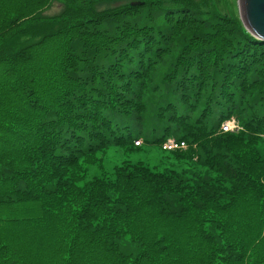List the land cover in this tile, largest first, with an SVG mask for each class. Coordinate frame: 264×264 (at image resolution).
Listing matches in <instances>:
<instances>
[{
    "label": "trees",
    "instance_id": "1",
    "mask_svg": "<svg viewBox=\"0 0 264 264\" xmlns=\"http://www.w3.org/2000/svg\"><path fill=\"white\" fill-rule=\"evenodd\" d=\"M222 1L0 0V264H264V42ZM142 144L175 167L87 179Z\"/></svg>",
    "mask_w": 264,
    "mask_h": 264
},
{
    "label": "rangeland",
    "instance_id": "2",
    "mask_svg": "<svg viewBox=\"0 0 264 264\" xmlns=\"http://www.w3.org/2000/svg\"><path fill=\"white\" fill-rule=\"evenodd\" d=\"M228 1L230 2V5L228 4L225 9L221 10V12H224L225 10L229 16L235 18L238 16L237 2L236 0H228ZM218 2L223 3L222 0H218ZM110 3H113L114 5L118 6V3H116L115 1ZM135 3L142 4V2H135V0H131L130 5ZM110 5L112 4H109V6ZM219 6L220 8L223 7L222 5ZM59 11H60V6L55 4L51 8V10L48 11V14L55 15ZM237 129L238 127L229 132L236 131ZM137 143L139 142H136L135 145H138ZM168 154L169 153L162 152L161 149L156 145L142 144L140 147L134 148L132 151H128V152H125L117 147H112L107 151L105 155L102 168L90 167L88 169L87 179L101 177L103 174L110 175L113 173V169L115 167L119 166L121 163L124 162L130 164L140 163L145 166H148L149 168H155L159 171H162L168 167H172V166L175 167L174 161L165 160V157Z\"/></svg>",
    "mask_w": 264,
    "mask_h": 264
},
{
    "label": "water",
    "instance_id": "3",
    "mask_svg": "<svg viewBox=\"0 0 264 264\" xmlns=\"http://www.w3.org/2000/svg\"><path fill=\"white\" fill-rule=\"evenodd\" d=\"M239 20L257 40L264 42V0H236ZM135 3L131 6H139Z\"/></svg>",
    "mask_w": 264,
    "mask_h": 264
},
{
    "label": "built area",
    "instance_id": "4",
    "mask_svg": "<svg viewBox=\"0 0 264 264\" xmlns=\"http://www.w3.org/2000/svg\"><path fill=\"white\" fill-rule=\"evenodd\" d=\"M224 129H236L235 125L233 122H231L230 124H227L223 127ZM184 148V144H177L174 141H168L167 143H165L163 145V149L167 150V151H172V150H178V149H183Z\"/></svg>",
    "mask_w": 264,
    "mask_h": 264
},
{
    "label": "bare ground",
    "instance_id": "5",
    "mask_svg": "<svg viewBox=\"0 0 264 264\" xmlns=\"http://www.w3.org/2000/svg\"><path fill=\"white\" fill-rule=\"evenodd\" d=\"M235 129V128H234ZM234 129H232V130H234ZM222 130H223V132H226V131H232V130H229V129H224V128H222Z\"/></svg>",
    "mask_w": 264,
    "mask_h": 264
}]
</instances>
